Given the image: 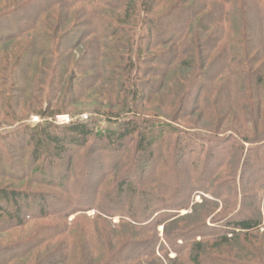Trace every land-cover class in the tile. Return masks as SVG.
<instances>
[{
	"label": "trees",
	"instance_id": "trees-1",
	"mask_svg": "<svg viewBox=\"0 0 264 264\" xmlns=\"http://www.w3.org/2000/svg\"><path fill=\"white\" fill-rule=\"evenodd\" d=\"M16 1L12 0L9 4ZM39 1L42 0H22L20 5L15 6L14 3L12 6L15 7H9L0 14V45L33 36L37 38L33 40L38 44L36 52L53 58V54H58V45L64 44L67 36L75 32L77 22L74 19L82 16L78 15L80 12L71 13L70 10L78 3L86 4L82 7L86 18L83 24L88 25L93 33L83 30L77 41L86 45L84 56L94 52L100 59L104 46L115 53L107 54L108 60L114 62L109 67L113 68L110 86L119 88L117 96L123 107L130 108L132 104L142 106V101L152 95V89L156 93L157 87L143 78L146 69L141 67V62L152 60L157 65L166 63L170 72L175 71L177 66L188 65V71L192 73L182 76L187 81L178 76L181 91L169 87L177 108L172 112L174 120L184 121L193 113L199 116L213 113L214 104H209L208 99L211 91L215 94L214 86H207L202 81L207 76L212 77L213 63L219 60L223 65L218 73L223 71V74L232 75L239 70L245 76L235 79L238 87H230L232 102L246 110L252 104L258 116L264 115V70L256 68L252 58L244 56L246 51H250L249 43L258 36L264 49V0H253L254 9L247 7L246 0H49L42 6L37 4ZM98 3L109 10L101 12L102 9L96 6ZM62 19L68 20L67 28H58ZM53 23L57 24L54 26ZM92 36L103 43L91 47ZM39 41L43 45L41 49ZM158 42L169 44V50L160 52L156 46ZM210 42L214 43L212 50L217 51L214 60L208 57L209 53L212 55V50L207 53ZM51 44L54 49L49 47ZM201 51L204 55L201 65L194 63L193 67L188 64L186 60L196 61ZM152 53L153 56H149ZM24 59L26 67L33 64L28 56ZM56 64L53 81H61L68 74L76 76L79 72L78 65L74 68L66 66L61 57ZM73 80L78 81L77 77ZM8 81L11 82L0 76L2 84ZM246 83L249 89L244 88ZM220 91L216 95L219 93L222 96L223 91ZM237 93L242 95L237 96ZM192 95L195 97L189 101L188 97ZM177 98L179 100L176 101ZM56 116L53 113L51 117ZM107 117L105 127L92 118L75 120L63 127L47 123L40 127L37 134L25 128L27 135L32 134V139L26 144L28 148L22 149L24 159L27 158L26 151L31 149L28 170L45 176L58 162L64 161L65 156L75 159L81 154L80 166L73 172L72 166L68 165L58 174L55 182L40 181L42 185L58 191L56 193H32L0 185V230L23 229L35 221H53L43 227L35 239L31 237L22 244L0 247V264H13L17 259H21L23 264H84L85 261L88 264L89 260L90 264L97 263L102 252L96 248L95 236L88 237L87 232V235L84 232L78 238L69 235V218L91 210L99 218L111 221L119 217L131 229L152 235L150 242L144 245L128 241L130 249H145L141 253L146 251V254L134 255L132 261L136 264L146 263L144 259L147 255L146 259L154 257L159 240L158 228L161 226L164 230V250L176 253L175 264H202L205 258H223L226 264H252L243 259L245 257L241 253L235 252L233 257H221L215 253L231 245L239 246L243 251L254 249L252 246L256 242L253 237H258L263 222L260 209L262 197L256 198L250 190L262 193L264 179L250 178V174L253 162L263 163L259 170H264V144L252 147L250 138L239 130L234 132L236 138L222 140L218 135L211 134L207 125L203 126L198 121L188 122L191 129H187L156 121L144 114L116 119L118 116L111 112ZM261 120L255 122L254 129H262L264 136V120ZM18 137L19 133L13 139ZM97 143L103 144L100 150L106 154H98ZM247 144L252 148L247 149L248 155L243 159L242 153ZM114 147L117 151L112 150ZM104 159L112 163L106 165ZM6 162L11 165L10 160ZM153 163L154 175L159 176L155 179L158 188L147 187L144 182H141L143 187L135 186L132 181L135 172L147 174L148 166ZM179 164L188 168L183 179L173 177ZM88 175L96 178L94 196L87 192L89 182L85 181V177ZM163 178L176 179L170 193L160 186ZM184 179L188 184L182 187ZM195 193L209 195L211 199L203 196L202 203L194 204ZM220 208L221 213L208 223L211 213ZM190 209L191 213L182 215L183 211ZM56 224L60 225L55 227ZM208 247L216 252L210 254ZM35 250L38 253L34 256ZM220 262L223 263V260ZM117 263L114 261L112 264Z\"/></svg>",
	"mask_w": 264,
	"mask_h": 264
},
{
	"label": "rangeland",
	"instance_id": "rangeland-1",
	"mask_svg": "<svg viewBox=\"0 0 264 264\" xmlns=\"http://www.w3.org/2000/svg\"><path fill=\"white\" fill-rule=\"evenodd\" d=\"M7 1L0 0V14L7 11L9 7L18 6L22 2V0H17L16 3L14 2L16 5L12 6V4L14 3L9 4V2H12V0ZM246 1L248 2L247 7L250 9H254L255 2L253 0L252 2L248 0ZM48 3L49 0H42L37 4L42 6ZM85 5L86 4L78 3L74 8L70 10L71 13L80 12L78 13V15L82 16L79 19H74V22H77L75 23L76 26L74 27L75 32L71 33L72 35L67 36L64 44L58 45V54H53V58H46L40 52H36L38 50V44L33 43V40H36L37 38H34L33 36L32 38L23 39L20 41H8L7 43H3L0 45V76L11 80V82L8 81L4 84L0 82V185H3L5 187L9 186L10 188H15L17 190L28 191L32 193L45 191L50 193L58 192L52 187L42 185L43 183H41L40 181L55 182L58 174L64 171L68 165L72 166L73 172L76 171V168L80 166H78V162L81 154H79V157L77 155V158L75 157V159H73L71 156L70 158L68 156H65L64 161L58 162L55 167H52L53 169L49 168L50 172L48 170L47 174L44 176V174L40 175L38 173H34V171L31 172L30 170H28V158L31 149H28L26 151L27 158L25 159L23 158L24 152L22 151V149L28 148V145L26 144H29L30 140L32 139V134L29 133V135H27V132H25L26 127L33 130V134H37V131L40 129V127H43L47 123H54L60 127L68 125L62 124L59 121V118L62 116H68L72 121L87 120L93 118L95 120H98V122H100L99 124H101V126L103 127L107 125V116H109L111 112H114V114L118 116L116 119H126L130 115L144 114V116H148V118L155 119L156 121H160L163 123H173L177 127L186 128L188 127V122L198 121L202 123L203 126L204 124L205 126L207 125V130L211 132V134L218 135L217 137L221 138L222 140H228L231 137L236 138V134H234V132L239 130L242 134H245V136H248L250 138L249 140L253 142L252 147L263 146V130H255L254 127L257 120H264V115L262 114V116H258L254 111L255 108L252 104L251 107L248 106L247 110L246 108L236 106L235 103L232 102L233 99L230 95L232 90L231 88L238 87L236 85L237 81L235 79L244 76L243 71L240 72L239 70H235V73H232V75H227V73L223 74V71H221L220 73H222V75H220V73L218 72L221 70L223 64L219 60H215L216 63H213L214 69L213 71L211 70L212 77L207 76V79H204V81H202L203 84L207 86L209 84H211V86H214L215 94H213V92L211 91V96H209L211 100L210 98L208 99L210 102L209 104H214L213 113H204L205 115L201 113V116H199L200 114L193 113L191 114V116L185 118L184 121L174 120L172 112H174L177 108L175 107L176 105L174 106V96L172 92H170L169 87L177 89L178 92L181 91V88L179 87L180 81L177 79H179L178 76H180V79L187 81L186 78L182 76L187 74V72H190L188 71L189 66H177L178 68L173 71V73L170 72V67H168L166 63L157 65L152 60L141 62V67L143 69H146V74L143 75V78L152 81L154 83L153 85L157 87L156 93L152 89V95L149 96L148 99L146 98L145 101H142V106H138V104H132L130 108L123 107L121 105V100L117 96L119 88H112L110 86V74L113 71V68L109 67H111L114 62L108 60L107 54L115 53L110 52L108 48L104 46L100 59H98V57L94 55V52H91L87 56H84L83 52L84 50H86V45L84 43L80 44V42L77 41L80 33L83 30L86 32L88 31V33H93L92 29H90L88 25L83 24L86 18L83 16L82 7H84ZM96 6L100 8L99 10L102 9L101 12L109 10L107 7H103L99 3L96 4ZM61 11L63 12V9H61ZM63 13L65 14V11ZM67 21L68 20L64 19L60 20L58 22L60 24L58 28H67ZM56 24L53 23L54 26ZM105 38L108 39V36H106ZM90 39H94L93 36L90 37ZM87 41L89 40L87 39ZM41 42L39 45V49H41V47L43 46ZM260 42V36L254 38L251 43H249L250 51H246L244 53V56L246 55L247 57L252 58L253 64L255 65L256 63V68L264 70V49L261 48ZM100 43H103L102 40L94 39L90 42L89 45H91V47L95 45L98 46ZM30 44L32 45L30 46ZM213 45L214 43L211 42L207 45V53L212 50ZM156 46L160 52L162 50H169L170 48L169 44H162L161 42H158ZM49 47L51 49L55 48L53 44H51ZM211 52L212 55H210L209 53L208 57H211L210 60H214L217 55V51L212 50ZM19 55L20 58H18ZM26 56H28V60L33 61V64H29L28 67H26V65L23 63ZM149 56H153V53ZM202 56L204 55H202L201 51L198 53L196 61H186L193 67L194 63L195 65H201ZM60 57L63 63L66 64V66L69 65L70 67L74 68L78 65L77 68H79V72L76 76H74V74L73 76L68 74L61 81H53L54 79H52V75H56V73H54L55 68L57 67L56 62ZM226 60L221 59V61ZM44 70H46L47 72H45ZM14 76H16L15 79ZM71 77H73V79L77 77L78 81H74L73 79H71ZM39 87L42 89L40 90ZM69 87L70 89H67ZM43 88H45V90ZM60 88L62 89L60 90V92H58V89ZM244 88L249 89L247 83L244 85ZM219 89L221 90L220 93L223 91L222 96H220L219 93L218 95H216ZM240 95H242V93H237V96ZM193 96L195 97V95H192V97H188L189 101L193 99ZM219 96L220 98H218ZM244 96L246 97V95ZM215 97L217 98V100H215ZM177 100H179V98H177L176 101ZM183 100L184 99L181 100V103L183 102ZM53 113L57 115L55 118L51 117ZM222 114L226 115L222 116ZM84 116H86L87 119H84ZM116 119L114 118L113 120ZM251 121H253L254 124ZM187 129H191V127H188ZM18 133L20 134V137H18L17 139H13V136ZM241 137L238 139H241ZM96 145L99 148L98 154H106L103 150H100V146H103L102 143H97ZM250 147L251 145H246V150L244 151V153H242L243 159H245L246 155H248L247 149ZM112 150L117 151V148L114 147ZM262 151V157H264V150ZM7 160H10L11 165H8V162H6ZM105 162L106 165L112 163L111 160L107 159L105 160ZM94 164L97 165V163ZM216 164H218V162H216ZM216 164L214 163L213 165ZM261 165H263V163ZM261 165H259L258 162H253V164L251 165L250 178L264 179V170H259L262 167ZM58 166L60 169L58 168ZM187 169L188 168L185 165L179 164L178 167L174 170L173 177L177 178L178 176H180L183 179L185 177L184 175L186 174ZM158 178L159 176L154 175L153 163L148 166L147 174H144L143 172L138 173L136 171L135 176L132 177V181L135 186L140 187L142 185L141 182H144L147 187L153 186L156 188L157 184L155 179ZM174 178L173 180L164 178L161 179L160 186L162 187V190L170 193L172 191V188L175 186L176 179L174 181ZM86 179L87 183L89 182V186H87V192L91 196V193H93L94 196V180L96 178L88 175L87 177H85V181ZM184 180L185 181L181 183L182 187H185V185L188 184L187 179ZM238 180H240L239 176ZM250 186L252 187L253 185ZM141 187H143V185ZM253 192L254 191L251 192L250 190V194L255 196L256 198H260V196L262 197L260 209L263 219L260 233L257 234L258 237H256V235L255 237H253L255 238L254 241L256 242V244L252 246L254 249L250 251H243L241 247L231 245L228 248L223 247V250H219L220 253H215L216 251H213L212 248L208 247V252H210V254L215 253V255H219L221 257H233L232 254H235L236 252L241 253L245 257L243 259L251 262L252 264H264V236H262L264 234V191L262 193L257 190L254 193ZM201 194L202 193L194 194V204L202 203L203 196L211 199L209 195ZM255 197H253V199ZM221 211L222 210L220 208L216 212H212L207 222L209 223V221L214 216H216V214L221 213ZM187 213H191V209L189 211H183L182 215H185ZM101 218L97 217L96 212L93 210L85 214L72 216L68 220L69 225L71 224V226H69V233H71L69 234L70 237H81L82 235H84V232L88 233V237H90V235L95 236L97 240L96 248L102 252L100 260H98V262L95 264H105V262L106 264L107 262L108 264H112L114 261H117V264H136L132 261L134 260V255L136 256V254L141 253L142 250L145 249H130L131 245L128 246V241H133L135 244L140 243L144 245L150 242L151 239L149 237L152 235H149V233L146 232H140L137 229H131L129 225H125L124 223H122L119 217L111 221L106 220L104 217ZM52 223V220L35 221L23 229H2L0 230V247L22 244L31 237L35 239L38 236V233H41L43 231V227H45L47 224L50 225ZM63 224H65V221L64 223H62V225ZM59 225L60 224H56L55 227ZM4 227L6 228V226ZM163 231L164 230L162 226L158 228L159 240L157 241V245H155L154 257L151 256L146 259V257L148 256L147 255L144 259V262H146L144 264H175L173 263V261L176 257V253L171 251L170 249H168V253L164 250L165 243L163 241ZM61 239L62 238H59L58 240ZM37 253L38 250H35L33 252V255L35 256ZM141 254H146V251H143V253ZM220 260H223V263L220 262ZM13 262H15L13 264L24 263L21 259H17ZM90 262L91 261L89 260L88 264H90ZM84 264H87V262L85 261ZM177 264H182V262H178ZM202 264H226V262L223 258H205L202 261Z\"/></svg>",
	"mask_w": 264,
	"mask_h": 264
},
{
	"label": "built area",
	"instance_id": "built-area-1",
	"mask_svg": "<svg viewBox=\"0 0 264 264\" xmlns=\"http://www.w3.org/2000/svg\"><path fill=\"white\" fill-rule=\"evenodd\" d=\"M84 119H87L86 116H84ZM59 121L62 123V124H70L71 122H73L68 116H62L59 118Z\"/></svg>",
	"mask_w": 264,
	"mask_h": 264
}]
</instances>
